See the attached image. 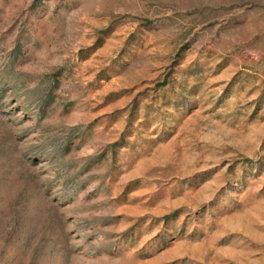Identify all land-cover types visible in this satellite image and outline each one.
Instances as JSON below:
<instances>
[{
  "label": "rangeland",
  "instance_id": "obj_1",
  "mask_svg": "<svg viewBox=\"0 0 264 264\" xmlns=\"http://www.w3.org/2000/svg\"><path fill=\"white\" fill-rule=\"evenodd\" d=\"M0 264H264V0H0Z\"/></svg>",
  "mask_w": 264,
  "mask_h": 264
}]
</instances>
